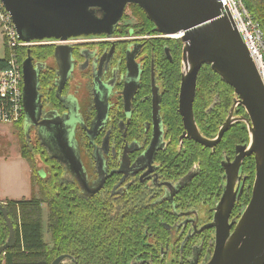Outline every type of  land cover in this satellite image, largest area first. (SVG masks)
<instances>
[{
    "label": "flooded vegetation",
    "instance_id": "flooded-vegetation-1",
    "mask_svg": "<svg viewBox=\"0 0 264 264\" xmlns=\"http://www.w3.org/2000/svg\"><path fill=\"white\" fill-rule=\"evenodd\" d=\"M117 29H121L119 24L111 36L49 39L48 43L32 46L53 47V53L44 61L27 55L38 75L35 113L39 117L34 113L31 129L42 155L50 161V171L55 166L60 169L61 179L65 184L71 183L81 198L93 201L111 219L116 214L129 219L128 215L133 213L134 222L141 229L145 226L142 247L128 264H206L215 241V228L209 225L214 221L226 185L221 163L233 162L235 149L233 154H221L218 159L214 151L220 141L211 149L191 140V129H186L179 113L183 48L179 36L154 31L134 36L132 32L118 34ZM58 46L67 47L70 72L56 95L60 76ZM177 53L180 72L175 116L180 130L174 146L162 103L171 88L168 72L167 76L163 73L175 62ZM55 59L58 66L53 64ZM130 68L135 71L134 87L126 93ZM68 109L74 110L78 120L73 141L83 184L76 179L78 171L69 167L66 149L54 148V138L60 135L45 136L46 125H38L44 117L49 120L68 115ZM98 109L106 110L98 113ZM191 142L213 153L206 155V164L219 167L215 172L218 178L212 177L211 169L206 179L201 178L202 160L192 161ZM238 177L228 223L238 220L249 192L243 164ZM233 228L234 225L230 232Z\"/></svg>",
    "mask_w": 264,
    "mask_h": 264
},
{
    "label": "water",
    "instance_id": "water-1",
    "mask_svg": "<svg viewBox=\"0 0 264 264\" xmlns=\"http://www.w3.org/2000/svg\"><path fill=\"white\" fill-rule=\"evenodd\" d=\"M2 3L12 18L18 39L26 43L49 39L66 41L91 35L111 36L128 5H137L157 33L179 36L183 43L179 113L186 129H191V140L213 149L237 122L245 124L248 134V142L235 147L233 162L225 160L221 163L226 185L214 221L209 225L215 228V241L212 256L206 264H264V87L240 36L229 19L221 16L223 0H2ZM56 58L60 63L58 95L70 72L66 46L56 48ZM204 65L230 86L235 95L216 138L210 140L200 134L192 110L198 72ZM132 69L126 75V93L134 87L135 71ZM22 76L23 130L27 133L32 128V118L35 114L36 118L39 117L35 113L38 75L29 57L22 63ZM237 107L244 110L246 117L234 116ZM72 110L68 109V115L61 118L46 120L44 117L38 125H46L45 136L60 135L58 139L54 138L56 147L50 146L66 149L71 162L69 167L78 171L76 179L83 184L84 176L78 167L80 163L73 141L74 125L78 120ZM101 110L106 109H98V113ZM248 157L254 160L250 198L238 220L228 223L236 195L234 185L239 180L238 170ZM0 214L8 228V238L0 246L1 255L14 246L15 234L1 203ZM66 258L67 255H60L51 264H61Z\"/></svg>",
    "mask_w": 264,
    "mask_h": 264
},
{
    "label": "trees",
    "instance_id": "trees-1",
    "mask_svg": "<svg viewBox=\"0 0 264 264\" xmlns=\"http://www.w3.org/2000/svg\"><path fill=\"white\" fill-rule=\"evenodd\" d=\"M241 1L253 20L259 24L264 40V0ZM129 6H134L140 11L143 21L137 25L127 23L119 25L121 29L120 31L116 30V32H120L118 34H130L132 32L136 36L156 32L154 25L147 20L137 5ZM52 53L53 47L30 46L20 51V59L23 61L29 55L33 59L44 61L51 57ZM174 59L175 62L163 73L167 76L166 73L168 72L171 88L169 89V96L164 98L162 103V112L168 121L169 138L175 146V138L180 130L175 116L180 54L177 53ZM234 98L233 89L213 73L208 65L201 67L196 80V92L193 101V116L201 134L203 133L208 138L216 136L220 126L225 121ZM234 116L246 117V114L241 107H237ZM23 118L15 125L23 127ZM247 142L246 126L242 122H237L223 135L220 142L215 146L214 153L220 159L221 154H233L235 146ZM26 148L31 158L33 148H30L29 141ZM38 150L41 151L39 145L36 148V151ZM191 154L194 156L192 161L202 160L200 176L203 180L207 178L210 169L214 172L212 177L218 178V173L215 172L216 170L219 171V167L215 164L211 167L206 164V155L210 157L213 153L191 142ZM40 155L44 158L42 152ZM20 156L23 159H28L24 152H21ZM49 162L47 160V163ZM243 169L249 186L248 195L244 199V205H247L254 179V160L252 157L244 159ZM36 172L39 198L8 200L1 203L12 223L15 244L0 255V264H51L60 255H67L64 261L68 260L69 264H128L134 255L140 251L142 247L141 237L145 226L141 229L134 222L136 216L133 213L128 215L131 221H128L127 215L120 216L119 214L111 219L102 214V210L98 209L93 201L81 198L71 183L65 184L61 179V171L56 166L51 168L48 173ZM42 204H46L48 209L46 230L50 242H45L43 237ZM7 238L8 228L0 214V246L5 243ZM64 261L61 264H65Z\"/></svg>",
    "mask_w": 264,
    "mask_h": 264
},
{
    "label": "built area",
    "instance_id": "built-area-1",
    "mask_svg": "<svg viewBox=\"0 0 264 264\" xmlns=\"http://www.w3.org/2000/svg\"><path fill=\"white\" fill-rule=\"evenodd\" d=\"M222 15L240 36L264 87V40L259 24L253 20L241 0H223ZM48 40L20 41L8 11L0 0V123L16 124L24 117L22 63L20 51Z\"/></svg>",
    "mask_w": 264,
    "mask_h": 264
},
{
    "label": "rangeland",
    "instance_id": "rangeland-1",
    "mask_svg": "<svg viewBox=\"0 0 264 264\" xmlns=\"http://www.w3.org/2000/svg\"><path fill=\"white\" fill-rule=\"evenodd\" d=\"M123 21L121 20L119 25H125L126 23L129 25H137L140 21H143L142 14L138 9L134 6H127L124 11ZM2 46L0 45V57H2ZM54 66H58V61L55 59L53 62ZM36 135L32 129L24 132L23 127L15 124L8 123H0V162L2 157H9L8 161H14L16 158H19V154L24 152L28 159H24L29 167V171L31 174V193L30 197L39 198V186L37 182L36 171L41 173L49 172V168L51 167L50 162L47 163L45 157H41V151H36L38 147V143L36 142ZM30 143V148H33V154L31 158L29 157L28 149L26 148L27 143ZM13 159V160H11ZM34 162H33V161ZM33 162V164H32ZM35 167V168H33ZM20 169V166L17 164L7 165L5 167L1 166L0 163V174L4 173L7 176L11 177L12 174H17ZM35 182V183H34ZM29 198H21V199H29ZM19 199V200H21ZM42 220H43V237L45 242H50L49 234L46 230V220L48 215V209L46 204H42ZM65 264H69L68 260L64 261Z\"/></svg>",
    "mask_w": 264,
    "mask_h": 264
},
{
    "label": "crops",
    "instance_id": "crops-1",
    "mask_svg": "<svg viewBox=\"0 0 264 264\" xmlns=\"http://www.w3.org/2000/svg\"><path fill=\"white\" fill-rule=\"evenodd\" d=\"M8 158H1L0 163L2 167L8 164H17L20 166V169L17 174H12L11 177L4 173L0 174V203L8 200L29 198L31 193V174L26 161L21 156L14 161H8Z\"/></svg>",
    "mask_w": 264,
    "mask_h": 264
},
{
    "label": "bare ground",
    "instance_id": "bare-ground-1",
    "mask_svg": "<svg viewBox=\"0 0 264 264\" xmlns=\"http://www.w3.org/2000/svg\"><path fill=\"white\" fill-rule=\"evenodd\" d=\"M174 37L176 36V35H173Z\"/></svg>",
    "mask_w": 264,
    "mask_h": 264
}]
</instances>
